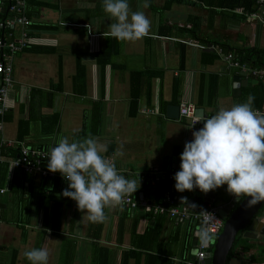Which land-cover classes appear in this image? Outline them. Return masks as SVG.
Returning a JSON list of instances; mask_svg holds the SVG:
<instances>
[{
  "label": "crops",
  "instance_id": "0c3cea01",
  "mask_svg": "<svg viewBox=\"0 0 264 264\" xmlns=\"http://www.w3.org/2000/svg\"><path fill=\"white\" fill-rule=\"evenodd\" d=\"M46 1L56 3V8L38 9L37 16L31 20L44 26L31 27L32 42L12 56V81L5 94L7 109L0 121V175L5 169V183L1 186L5 192L0 195V264L12 261L31 264L24 253L33 248L48 250V264L156 262L153 257H144L143 252L154 254L158 258L156 264H188L200 233L190 219L153 215L147 207L131 210L113 206L104 209L107 219L99 235L93 236L88 233L95 223L78 209L76 201L62 195L68 187L67 181L60 178L56 186V177L29 174L24 186L10 194L9 161L15 152L11 144L18 141L19 122L25 121L22 142L29 146L50 152L60 138L67 137L72 142L92 136L110 152L102 155L114 161L119 173L128 179L158 170L177 172L185 142L193 139V131L203 127V123H191L179 115L167 117L166 106H178L185 100L194 105L195 116L203 112L210 117L220 108H230L246 102L249 95L254 96L257 92L254 85L259 80L244 74L241 78L246 81L233 92L232 77L241 71L224 65L215 51L220 46L209 42L196 44L185 35H159L158 27L164 24L188 27V15H197L199 36L232 47H249L254 42L255 22L246 15L236 17L225 11V18L215 15L208 29L206 8L193 5V0H129L133 11H143L151 21L150 33L134 42L119 41V51L105 58L100 53L111 42L109 25L114 20L104 12L102 0ZM144 3L148 7H143ZM179 6L184 10L175 14L172 9ZM43 8L55 11L50 16L52 19L46 18V13L40 14ZM27 10H31L30 4ZM258 46L264 48L262 30ZM203 50L213 51L216 58L208 61ZM76 65L79 73L75 71ZM135 71L160 74L150 78L148 98L144 88L141 92L140 81L137 88L140 93L130 94L134 82L131 73ZM140 79L144 85V77ZM133 98L135 103H131ZM143 108L147 110L144 112ZM92 112L98 118H92ZM55 115H58L56 122ZM93 122L97 124L95 134L90 132ZM121 145L123 154L117 155ZM226 187L212 192L227 203L230 194ZM166 188L165 180L150 188L141 184L133 195L156 203L161 201ZM178 195L180 199H192L194 207L200 208L204 193L195 189ZM237 235L229 264H264L259 238H246L241 232ZM134 241L146 249L136 248ZM137 252L141 254L135 255ZM96 255L100 258L94 260Z\"/></svg>",
  "mask_w": 264,
  "mask_h": 264
},
{
  "label": "clouds",
  "instance_id": "9594fccd",
  "mask_svg": "<svg viewBox=\"0 0 264 264\" xmlns=\"http://www.w3.org/2000/svg\"><path fill=\"white\" fill-rule=\"evenodd\" d=\"M102 7L114 20L109 25L111 37L134 42L149 35L151 21L143 11H133L128 0H102ZM254 100L249 95L246 102L220 108L210 117L199 113L197 122L203 127L185 142L180 170L173 177L176 191L199 189L207 194L226 185L234 198H249V207L264 202V112L253 108ZM122 149L123 145L116 154L122 155ZM106 151L92 136L72 142L63 137L48 156V171L59 172L68 181L62 195L76 201L93 223L105 221V208L122 205L141 186L140 179L120 174L115 162L102 155ZM181 201L195 206L186 197ZM210 241L208 234L201 236L203 246ZM24 256L31 264H48L49 252L33 248Z\"/></svg>",
  "mask_w": 264,
  "mask_h": 264
},
{
  "label": "built area",
  "instance_id": "2783aa9c",
  "mask_svg": "<svg viewBox=\"0 0 264 264\" xmlns=\"http://www.w3.org/2000/svg\"><path fill=\"white\" fill-rule=\"evenodd\" d=\"M28 0H0V5L7 11V15L0 19V121L3 113L7 109L5 102V94L7 87L12 81V56L15 52L27 47L31 43L29 32L31 30L32 20L26 15ZM253 6L256 7L253 11L245 12L241 7H236L232 11L236 13H242L248 18L252 19L256 25L261 26V30L264 31V0H251ZM189 43H193L189 41ZM216 54L222 60L226 67H233L240 69L245 74L252 76L258 80L264 81V67L255 66L242 60L234 51L224 52L221 47H216ZM261 112H264V98L262 103L255 107ZM147 108H143L142 111H146ZM178 115L189 119L191 123H198L199 116H195L194 105L190 102L182 100L178 104ZM202 122V121H201ZM11 142L8 143V145ZM18 150L16 156L9 161L10 173L22 172L27 174H36L41 178H55L59 177L63 181H67L62 175L49 172L47 169L49 151L44 148L32 147L14 141L11 144ZM119 172V169H117ZM176 171H163L158 170L151 172L148 175L137 174V179H140L142 185H146L148 188L155 186L160 180L167 182V188L163 193L161 201L156 203H150L144 199H139L133 194L126 198L125 202L120 205V208L134 209L137 206L147 207L149 212L153 215L164 214L170 218L176 220L190 219L195 223L196 229L199 230V237L196 241L195 252L192 255L188 264H204V258L207 255V247L213 244L211 238L210 243L207 246L201 244V236L203 234H218L222 227V218L217 213V206L209 204L205 210H199L193 208L186 202H180L174 187L175 180L173 179ZM68 182V181H67ZM199 190V189H197ZM5 191L3 187H0V195ZM194 191V190H193ZM191 191H188L190 193ZM230 208L233 207V196L227 202Z\"/></svg>",
  "mask_w": 264,
  "mask_h": 264
},
{
  "label": "trees",
  "instance_id": "16d2710c",
  "mask_svg": "<svg viewBox=\"0 0 264 264\" xmlns=\"http://www.w3.org/2000/svg\"><path fill=\"white\" fill-rule=\"evenodd\" d=\"M193 1H194L192 3L193 5H200L204 8H206V11L208 13V24H207L208 29L210 28L215 15H219L220 19L223 20L225 18V15L223 14V12H225V11H227L228 14L236 16V17L243 16L242 13H236V12L232 11L236 7H241L245 12L253 11L256 9V7L253 6V3L251 0H193ZM27 4L31 5V10L26 11V15L30 19L32 17L37 16L38 9L41 7L50 6L52 8H56V3L50 4L46 0H28ZM168 6H169V4L166 5L165 8ZM7 14L8 13L5 9H2V11H0V17L1 18L6 16ZM187 22L189 23L188 27L187 26H177V25L173 26V25H165L164 24V25H160L158 27L157 31L159 32V35H164V36L176 35L175 37H179V36L185 35V36L189 37L190 40H193L196 44L205 45L206 43L209 42L213 45L220 46L224 52L234 51L235 53H237L239 55V57L242 60H244L248 63H251L252 65L264 67V48L261 49L258 46L259 33L261 30L260 25H256V27H255V36H254V42H253L252 46H249V47H243V46L242 47H232L225 42H219V41L216 42L213 39H209V38H205L203 36H199L200 18L197 15H188ZM31 24H32L31 27H37L38 26V27L42 28V26H44L43 24L35 23V21H33V20H32ZM46 26L48 28H50V27L55 28L56 27L55 25H46ZM110 41L111 42L107 45L105 51L100 53V55H103L105 58L107 56H109L111 54H115L119 51V41L113 37H110ZM25 49H27V48H25ZM23 50H24V48H23ZM202 54L208 56V61H212L213 59L216 58V55L213 51H204L203 50ZM182 59L183 58L180 56V60H182ZM75 71H76V73L77 72L79 73V67H77V65H76ZM76 73L73 76L74 81L76 78ZM131 76H132L131 77L132 81H134V82H131L130 94L133 96L138 95L140 93V91L137 88H138V86H140V83H141V86H142L141 92L143 91V88H144L143 92H146V96H147L149 94L150 78L153 76H160V74L157 71L156 72L155 71H144V72L143 71H135V72L131 73ZM140 77H144V80H145L144 85H142L143 84L141 82L142 78L140 79ZM138 79H140V80H138ZM74 81H72V87L74 86V84H73ZM139 81H140V83H139ZM254 86L257 88V92L254 93L255 100L253 103V108L258 107L262 103L263 98H264L263 81L259 80L257 82V84ZM172 91H173V93L176 92L175 89ZM135 98H133L131 100V103H135ZM147 98H148V96H147ZM161 106H162V104H161ZM162 109H163V107H162ZM97 116L98 115L95 112H92V118H98ZM57 118H58V115H55L54 116L55 122H56ZM93 123L94 124L91 123L92 128H91L90 132L92 134H95L97 124L95 122H93ZM26 124L27 123L25 121H20L18 126H17L16 138L18 139V141H21V143H23L22 140H23L24 135L26 133ZM9 150H10V148H9ZM14 151H15L14 154L15 153L17 154L18 150L14 148ZM107 151H106V153H107V155H109L110 152H109V150H107ZM14 154H13V156H11V159L15 157ZM4 172H5V169H3V172L0 175V187L5 183V179L3 176ZM28 175L29 174H27V173H22V172L19 173L17 171L12 173V175H11V178H12L11 181L12 182H11L10 194L12 192L17 193L18 189L21 188L22 186H24V180L26 179V176H28ZM59 179L60 178H57V177L55 178L56 186H57V183H59ZM143 187H144V185H143ZM176 193L178 196V200L180 202H183L179 198L178 191H176ZM242 198H243V196L240 199H238V201L241 200ZM191 204H193V203H191ZM236 204H237V202L234 203L233 207H235ZM192 207L194 209L196 208L194 206H192ZM197 208H199V207H197ZM42 219H44V220L46 219L44 213L42 214ZM102 225H103V222L95 223L94 228L88 234L93 235V236H98L99 233L101 232ZM238 237H239V235H236L234 243L232 245V248L228 252L227 262H228V260L231 259L233 248L235 247V243H236V240H238ZM134 244L137 246V247L136 246L135 247L138 249H139V246H142V247L144 246L146 249L145 245H140L139 242H137V241H134ZM138 254H141V253L137 252L135 255H138ZM143 254L145 255L144 257H153V260L156 259V262L153 261V264L157 263L158 258L154 254H152V253L149 254L148 252H143ZM154 257H156V258H154ZM94 258H95L94 260H96V259L100 258V256L96 255V256H94ZM227 262H226V264H228ZM11 264H13V261L11 262Z\"/></svg>",
  "mask_w": 264,
  "mask_h": 264
},
{
  "label": "water",
  "instance_id": "95a60500",
  "mask_svg": "<svg viewBox=\"0 0 264 264\" xmlns=\"http://www.w3.org/2000/svg\"><path fill=\"white\" fill-rule=\"evenodd\" d=\"M244 74L245 73L241 71L232 77L233 92L237 91V88L243 81H246V79L241 78ZM254 82H256V80ZM166 116L171 118L178 117V106L167 105ZM225 195L228 194L226 193ZM248 199L247 197H243L238 201V199L233 197V202H237V204L235 207L230 208L223 197L216 196L212 191L203 195L199 210H205L206 207L212 203L217 206V213L223 221L222 227L217 235H208L214 239V243L206 249L207 255L204 258V264H226L228 252L239 232L246 238L253 240L259 238V242L264 250V202H259L249 207L247 205ZM191 201L192 199L189 202L191 203ZM221 201L225 203H221ZM194 252L195 248H192L191 254L193 255ZM229 262L230 261L227 263L229 264Z\"/></svg>",
  "mask_w": 264,
  "mask_h": 264
},
{
  "label": "rangeland",
  "instance_id": "374dc122",
  "mask_svg": "<svg viewBox=\"0 0 264 264\" xmlns=\"http://www.w3.org/2000/svg\"><path fill=\"white\" fill-rule=\"evenodd\" d=\"M128 2H129V0H128ZM130 6H132V4H130ZM172 10L176 11L175 14H177V11L181 13L184 9L181 6H179L178 8H173ZM43 13H46L45 16H47L46 18H48V19H52L50 16H54L55 15V11H53V9H46V8L40 9V14H43ZM60 13L62 15H64V11H62Z\"/></svg>",
  "mask_w": 264,
  "mask_h": 264
},
{
  "label": "bare ground",
  "instance_id": "6f19581e",
  "mask_svg": "<svg viewBox=\"0 0 264 264\" xmlns=\"http://www.w3.org/2000/svg\"><path fill=\"white\" fill-rule=\"evenodd\" d=\"M192 256V255H191Z\"/></svg>",
  "mask_w": 264,
  "mask_h": 264
}]
</instances>
